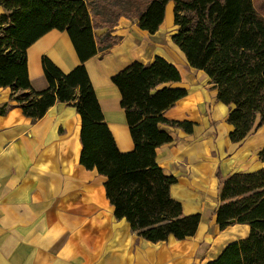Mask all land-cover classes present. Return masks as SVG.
<instances>
[{
  "label": "trees",
  "instance_id": "trees-1",
  "mask_svg": "<svg viewBox=\"0 0 264 264\" xmlns=\"http://www.w3.org/2000/svg\"><path fill=\"white\" fill-rule=\"evenodd\" d=\"M169 2L177 28L173 44L189 67L207 75L217 90V101L230 108L229 140L241 143L257 120V128L264 125V0L260 8L255 0H0V88L10 90L9 102H16L32 121L56 103L75 108L81 120L80 165L105 178L114 217L153 244L169 237L191 238L200 222L199 214L183 215L181 204L170 196L176 179L165 176L156 162V149L172 141L161 125L193 132V123L165 118L187 95L177 86L180 72L155 56L146 64L134 61L111 78L133 143L132 151L122 153L104 121L84 64L118 44L120 39L111 32L121 18L135 20L140 30L155 34ZM53 30L67 34L79 65L63 73L42 57L48 87L37 92L29 81L27 50ZM9 102L0 108V115ZM258 157L264 162V147ZM218 201V228L247 225L249 234L207 264H264V169L230 175L222 182Z\"/></svg>",
  "mask_w": 264,
  "mask_h": 264
},
{
  "label": "crops",
  "instance_id": "crops-1",
  "mask_svg": "<svg viewBox=\"0 0 264 264\" xmlns=\"http://www.w3.org/2000/svg\"><path fill=\"white\" fill-rule=\"evenodd\" d=\"M173 8L169 2L153 35L121 18L111 32L120 39L118 44L84 64L122 153L132 151L133 143L111 78L134 61L146 64L161 56L171 62L160 53L157 39L168 26L175 27ZM42 57L63 73L79 65L65 32L45 34L27 50L29 81L37 92L48 87ZM182 61L183 68L176 67L181 75L177 86L187 95L165 118L191 122L193 132L161 125L172 141L156 149V162L165 176L176 179L170 196L181 204L183 215H200L195 235L155 244L138 237L126 221L114 217L105 178L79 163L81 120L75 108L56 103L32 121L16 102H9L10 90L0 88V108L9 102L0 115V264H207L227 245L248 236L247 225L221 231L215 210L226 178L264 169L258 157L264 147V125L257 128V120L241 143H231L230 108L217 101V90L203 71L189 67L183 55Z\"/></svg>",
  "mask_w": 264,
  "mask_h": 264
},
{
  "label": "rangeland",
  "instance_id": "rangeland-1",
  "mask_svg": "<svg viewBox=\"0 0 264 264\" xmlns=\"http://www.w3.org/2000/svg\"><path fill=\"white\" fill-rule=\"evenodd\" d=\"M257 7L260 8V0H255ZM132 25H135V20H130ZM177 28H173V25L168 26L164 31L162 36L157 39L158 44H160V53L164 54L171 62H173L177 68H183L182 55L179 50L173 46L172 34L176 32ZM100 35V34H99ZM150 39V38H149ZM185 61V59H184ZM186 62V61H185ZM187 64V63H186Z\"/></svg>",
  "mask_w": 264,
  "mask_h": 264
}]
</instances>
